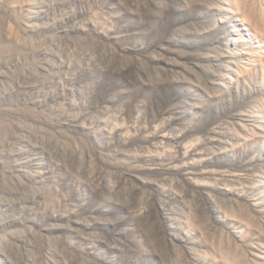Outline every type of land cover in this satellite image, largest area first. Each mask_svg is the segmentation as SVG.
I'll return each mask as SVG.
<instances>
[{"label":"rangeland","instance_id":"374dc122","mask_svg":"<svg viewBox=\"0 0 264 264\" xmlns=\"http://www.w3.org/2000/svg\"><path fill=\"white\" fill-rule=\"evenodd\" d=\"M260 26L264 0H0V264H264Z\"/></svg>","mask_w":264,"mask_h":264},{"label":"bare ground","instance_id":"6f19581e","mask_svg":"<svg viewBox=\"0 0 264 264\" xmlns=\"http://www.w3.org/2000/svg\"><path fill=\"white\" fill-rule=\"evenodd\" d=\"M244 22V24L246 25V26H248V27H250L251 26V22H247V21H243ZM248 31V33H246L245 34V36H246V38H245V40H243V42H242V46L241 45H239V46H237L236 47V50H238V51H240L242 54H247V55H249V56H251V57H254V60L255 61H253L254 63H255V65H259V64H261L262 62H261V59H263L264 60V27L263 26H260V27H257V28H255V31L253 32V31H251V30H247ZM235 42V41H234ZM235 50V51H236ZM248 65H249V62H248ZM245 66V70L246 69H248L249 68V66ZM67 119H72L71 118V116H69V115H67ZM52 122V121H51ZM115 129L116 128H104V130H105V133H107V134H112L113 132H115ZM121 128H117V131H121L120 130ZM96 132V131H95ZM24 134V133H23ZM122 135H126L125 133H122ZM44 136V135H43ZM127 136V135H126ZM49 137H52L53 138V136H48L47 138H49ZM46 138V137H45ZM46 138V139H47ZM59 140V139H58ZM63 140V139H62ZM49 141H50V139H49ZM56 142V141H55ZM58 142H60V141H58ZM63 142V141H62ZM61 142V143H62ZM57 144V143H56ZM99 145V144H98ZM57 146H58V144H57ZM101 147V146H100ZM160 147H162V144H160ZM60 148V147H59ZM62 148V147H61ZM74 148H76V147H74ZM102 148V147H101ZM155 155H157V153L155 152V153H145V154H142V153H137V154H135L134 156H132L131 157V159H130V161L131 162H136L135 161V159L136 158H140V160L142 159V160H144V161H147L149 158L151 159L152 158V156H154L153 157V159H155ZM173 154H162V155H157L156 157H157V159H158V161H157V163H156V166H160V168H162L163 170H169V169H173V168H176V167H178V163H177V161H173L172 160V158H170V156H172ZM121 160V161H120ZM117 164L116 165H120V166H123L124 164H127L126 166L127 167H129V169H131L130 171H131V173L130 174H134V175H136V177L137 176H140L141 175V177H140V180L141 181H144V182H150V181H148V179H145V174H148L147 173V169L145 168V167H142V166H139V165H132V163H129L128 161H123L122 159H118V162H116ZM146 163H148V162H146ZM67 170V169H66ZM129 173V172H128ZM143 176V177H142ZM39 183H40V181H39ZM42 184V183H41ZM45 188V187H44ZM52 194V193H51ZM55 200V199H54ZM52 216V215H51ZM55 217V216H54ZM16 221V220H15ZM57 224V223H56ZM39 242V241H38ZM37 244V243H36ZM27 245V247H29V243H27L26 244ZM16 247H18V246H16ZM50 248L51 247H48L47 248V251L46 252H50ZM39 249V248H38ZM53 250V249H52ZM55 250V249H54ZM16 251V250H15ZM30 252V251H29ZM15 254H17V253H15ZM50 254V253H49ZM53 254V253H52ZM2 256H3V253H2V251H1V249H0V257L2 258ZM37 256V255H36ZM7 256H5V264L7 263L6 261H7V258H6ZM30 257H32V256H30ZM40 257H41V255H40ZM43 257H45V256H43ZM42 257V258H43ZM30 260V259H29ZM33 260V259H32ZM34 261V260H33ZM32 261V262H33Z\"/></svg>","mask_w":264,"mask_h":264}]
</instances>
